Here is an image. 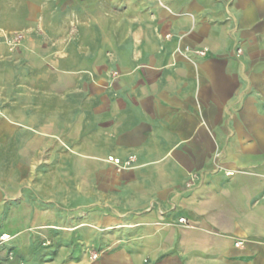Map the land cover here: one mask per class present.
Returning <instances> with one entry per match:
<instances>
[{"label": "crops", "instance_id": "obj_1", "mask_svg": "<svg viewBox=\"0 0 264 264\" xmlns=\"http://www.w3.org/2000/svg\"><path fill=\"white\" fill-rule=\"evenodd\" d=\"M132 1L72 68L27 42L54 2L0 0L1 167L47 170L0 178V264H264V0Z\"/></svg>", "mask_w": 264, "mask_h": 264}, {"label": "rangeland", "instance_id": "obj_2", "mask_svg": "<svg viewBox=\"0 0 264 264\" xmlns=\"http://www.w3.org/2000/svg\"><path fill=\"white\" fill-rule=\"evenodd\" d=\"M50 1L54 2V8L52 10H48V13L51 11L53 12L54 21L48 22L47 18H43L44 20L42 21V25L35 30V36H32V39L30 38V41H27L29 49L44 52L48 46L49 49H53L54 52H58L57 47L62 43L60 40L62 38V34L69 33L72 68H79V62H77V60H79L78 51L81 47H83L82 45L92 43L89 41V36H91V34L98 31L103 33H110L111 31H126V28L123 29V27L127 26L125 20L132 14V9H129V5L133 3L132 0H71L70 23L64 24V10L62 6L65 0ZM156 3L162 8V4L159 0H156ZM46 12L47 10H45V13ZM95 14H97V22H95ZM81 36L83 37L82 39H80ZM47 37L50 38V40L45 41ZM24 40V34L21 32H13L3 35V44L7 52L10 54L16 53ZM59 52L61 55V48ZM75 61L77 63H75ZM43 62L46 63V60ZM115 75L116 74L114 73L113 76ZM71 82H73V79H71ZM11 118H13L12 124L18 123V125L20 124L23 127L28 128L32 125H38L39 129H45L48 123V116H11ZM15 119H18V121H15ZM49 123L51 128L57 129L61 127V123L58 121L50 120ZM75 125H78V121L75 122ZM12 126L15 127L14 125ZM42 155V159L46 160V154ZM26 161L27 160L24 159V164H26ZM4 164L6 163L3 161L0 153V178L16 176H20L25 180L31 179L32 177L39 178V188H45V178L47 175L45 167H40L35 170L28 168L15 170L2 168L1 166ZM28 183H30V181H28Z\"/></svg>", "mask_w": 264, "mask_h": 264}, {"label": "built area", "instance_id": "obj_3", "mask_svg": "<svg viewBox=\"0 0 264 264\" xmlns=\"http://www.w3.org/2000/svg\"><path fill=\"white\" fill-rule=\"evenodd\" d=\"M110 162H112V163H114V164H116V165H119V161L118 160H113V159H108ZM132 161V159H129V161L128 162H126V163H124L125 165H128L129 164V162H131ZM179 222L180 223H184V220L183 219H180L179 220ZM8 240V237L7 236H5V235H1L0 236V243H4L5 241H7ZM240 244L241 243H235V245L236 246H240ZM93 257H95V255L93 256Z\"/></svg>", "mask_w": 264, "mask_h": 264}]
</instances>
